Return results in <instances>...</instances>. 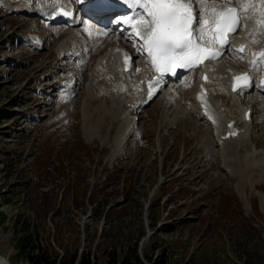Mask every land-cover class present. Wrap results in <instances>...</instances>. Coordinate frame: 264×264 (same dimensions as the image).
I'll list each match as a JSON object with an SVG mask.
<instances>
[{
  "label": "rangeland",
  "instance_id": "374dc122",
  "mask_svg": "<svg viewBox=\"0 0 264 264\" xmlns=\"http://www.w3.org/2000/svg\"><path fill=\"white\" fill-rule=\"evenodd\" d=\"M3 10L0 7V263L32 264V254L68 259L74 252H89L94 264H119L132 260L136 250L144 264H264V202L254 194L259 190L256 194L262 198L264 184L254 191L248 187L253 195L247 190L246 210L233 193L236 180L200 164L206 161L205 153L195 142L194 125L181 120L171 129L183 115H175L162 98L140 114V126L147 130L143 146L131 142L124 157L111 162V141L118 128L111 113H119L106 103L100 107L106 113L96 109L97 103L84 112L86 136L97 135V129L90 134V121L96 125L102 120L100 132L109 142L101 145L95 138L87 142L81 131L77 104L83 94L71 110V125L54 102L39 109L44 102L35 100L34 93L54 90L51 83L44 87L33 78L42 72L59 78L58 70L70 66L55 60L50 32ZM33 25L44 34L46 50L21 57L18 45ZM39 54L44 57L40 61ZM20 59L27 60L26 65ZM95 98L91 95L90 101ZM66 129L72 136L60 140L59 132ZM258 131L255 143L264 148ZM22 245L34 249L28 255Z\"/></svg>",
  "mask_w": 264,
  "mask_h": 264
},
{
  "label": "bare ground",
  "instance_id": "6f19581e",
  "mask_svg": "<svg viewBox=\"0 0 264 264\" xmlns=\"http://www.w3.org/2000/svg\"><path fill=\"white\" fill-rule=\"evenodd\" d=\"M35 1L36 3L40 2L42 4L48 5L51 8H53L50 4V1L52 0H19L16 6H12L8 3V7H9L8 9L16 15L29 14V13L32 14L33 13L32 5L33 2ZM61 1L63 3H69L70 0H61ZM213 3H215L217 7H220L221 4L223 5V7L226 6L221 2V0L220 1L209 0V4H213ZM251 3L255 5V8L254 9L249 8L246 12L243 13L248 17L249 25L254 24L253 22H257L264 19V4L261 3V0H251ZM197 10L199 12L200 11L203 12V6H201ZM26 16L29 17V15ZM89 26L90 25L88 23H85V26H83L85 31H87L86 27ZM52 28L55 32L54 33L55 35H59L62 31L65 30L61 27H52ZM249 28L251 29L249 32L250 33L249 36L248 37L245 36L247 29L244 30L243 33L244 35H242L241 37L236 36L235 38L236 44H239L240 42L243 41L248 42V44L257 43L253 41H260V40L264 41V27H260L259 25H256V27H249ZM198 29L201 32L203 30L202 25L199 24ZM141 31H143V29H141ZM81 33L82 31H80L79 29L68 31L67 38L63 40V42L58 46L57 49L60 53H66L68 51V48L72 47L74 50L71 54V57L74 54L78 53L83 47H88L90 49V54H89L90 63L88 62V65H86L85 67H81L82 61L79 60L75 62L77 68H80L83 72L87 73L86 82L84 86L85 96L82 97L83 100L81 102V114L83 118L84 112L87 111L89 113V111L91 110L90 105H94L95 103H97L96 109L98 110H101L100 107L103 108L102 105L106 103V107H108L109 109L116 110L119 113L120 118L116 115L114 116V113H111V115L113 116L112 122L118 121V118L122 120V125L117 133V136L111 142L115 147V149L112 151L113 154L111 153L110 156V159H113L115 158L116 155H119V153H121L124 144L127 141V137L130 132L129 130L132 125L131 121H126L128 120L130 113L126 108H123V105L128 104V102L129 103L133 102L132 97L138 96L139 92L141 91V86L139 84L136 85L134 84L135 82H138L142 78L146 79L147 65L145 64V62L143 63L141 61H138V59H135L133 62L134 64L133 71L130 72L129 74H125L123 73V70L121 69L119 63L121 58L122 57L124 58L126 56V54L124 53L125 50L131 52L128 47L126 46L124 47L123 45L124 42L125 43L127 42L126 39H123L122 41H117V43L120 44L117 47H115L114 41H105L104 45L105 44L107 45L111 44V45L109 47L107 46L106 48H104L101 47L102 46L101 44L103 42L100 41H92L91 44H86L83 38V33L82 35ZM111 35L113 37L115 35L114 32H111ZM135 35L137 34L135 33ZM37 40L39 39L33 36L31 37L32 43H34ZM130 48H132V50L136 49L135 45L133 47L130 46ZM262 50H264V48ZM258 51L259 50L257 51L254 50L253 55L257 54ZM93 58L95 60L93 62V65L91 66L92 64L91 61ZM239 64H241L240 68L246 67V70L250 68L249 65H246L244 63H239ZM261 65L264 68V58L260 60V65L258 67H260ZM198 72L207 74L209 77V81L207 83H201V81L197 79V83L195 84L196 88L194 92V97L196 99L198 106H201L203 103L209 104L211 100L214 99L213 97L214 93L219 94L218 100H216L215 103L216 105H218L219 117L214 118L215 120L214 123L216 124L215 132L218 134V136L220 132L222 133V130L227 129L228 127L230 128L239 127L244 130V132L241 133L239 137H237V139L233 141H220L218 140V138L216 137L215 138L221 149L220 157L222 159L221 163L223 164V170L227 173H231L235 175L236 178H238V183L235 186L238 190L241 200L245 202L246 199L245 188L249 187L252 188V190L254 191L260 183L262 182L264 183V148L259 147L258 144H256L253 141V135H252L254 133L253 121L248 124L243 123L241 118L242 115L241 112L244 111L241 108L242 105L236 103V101L235 104H233L232 100L234 99V97L228 98L230 94L228 93V87H225V82L229 81V79L233 75L238 73L239 69L234 68V66H232L230 62H228V60H226L216 63L215 65H211L209 67H204ZM255 72H257V70H255L254 68V71L251 72V74ZM71 74H70L71 78L76 77L75 72ZM175 85L176 86L174 88L172 87L169 93H171L172 98L175 96H178V98H180L181 93L185 94L186 90L183 87L178 86L177 82ZM202 86L205 89H202L203 95L200 97L199 89ZM69 93L68 91H63L60 95L61 100L66 99ZM91 95H95L96 98L90 101ZM250 95L252 97L255 96L256 98L261 96L260 87L258 86L256 90L252 89ZM45 96L48 97L52 95L51 94L48 95V93H46ZM104 96L107 97V99H105ZM85 101L86 102L90 101V103L86 108H85ZM111 106H113L114 108H111ZM101 111L106 113L105 110H101ZM105 116L109 118L107 115ZM261 116H263V121H264L263 113ZM101 123L102 120L98 121L96 125H92L90 121V124L87 126V128H89L90 130V134L94 133L95 130L97 129V135H94L92 137L86 136L84 131L85 128L83 126L84 129H82V132L84 133L87 142H90L92 139L95 138L101 142V145L102 144L105 145L106 143H108L107 137L103 136L102 133L100 132ZM229 124L231 125L229 126ZM250 128H252L253 131H250ZM260 130L264 132V126H261ZM250 132H252L251 137L247 139V135ZM193 136H195L196 144L200 147L205 146L207 151H209L208 154H210V152L215 151L213 149V145H212L213 143L211 140L212 136L210 131L204 130V133L201 134L199 131L196 132L194 130ZM158 144L160 150L162 147V143L160 145V141H159ZM159 152H162V149ZM213 154L215 155L216 152H213ZM257 175L260 176L257 177ZM254 176L256 177L254 178ZM257 192L258 191L254 192L256 196H257L256 194ZM242 194L243 197L241 196ZM259 200H261L260 202H264V196H262V198L260 197ZM144 240L146 241V238H144L141 241L142 246ZM0 264H3V262Z\"/></svg>",
  "mask_w": 264,
  "mask_h": 264
},
{
  "label": "snow or ice",
  "instance_id": "6c2138e0",
  "mask_svg": "<svg viewBox=\"0 0 264 264\" xmlns=\"http://www.w3.org/2000/svg\"><path fill=\"white\" fill-rule=\"evenodd\" d=\"M235 7L224 8L221 4L217 7L215 3L209 4V0H131L133 6L145 10L144 16L139 19L128 18L124 22L136 29V34L143 39L148 55L152 58L153 65L157 61L163 63V70H169L177 60L181 67L198 66L192 63V56L207 49L209 43L227 44L224 37L225 29L228 32H236L247 27H264V19L248 24V17L243 13L249 8H255L251 0H226ZM264 4V0H261ZM203 6L204 19H200V12L197 10ZM211 14L212 19H207ZM146 17V18H145ZM199 23L204 31L200 32L195 27ZM143 29V31H141ZM207 33H211L206 43ZM258 42V41H253ZM244 50V46L241 47ZM264 57V52L259 54ZM216 53L211 52L205 59H215ZM202 62V61H201ZM256 61H253L255 64ZM235 79L247 81V75ZM246 86V83L239 85Z\"/></svg>",
  "mask_w": 264,
  "mask_h": 264
},
{
  "label": "trees",
  "instance_id": "16d2710c",
  "mask_svg": "<svg viewBox=\"0 0 264 264\" xmlns=\"http://www.w3.org/2000/svg\"><path fill=\"white\" fill-rule=\"evenodd\" d=\"M7 201H11V199L4 200L6 203ZM27 243V242H26ZM32 243V240L30 241ZM23 251L32 252L34 249V245H22ZM111 259V258H110ZM28 260L32 264H94L92 261L91 254L89 252L81 253L80 255L74 252L68 259H58L56 256L52 258H47L43 254L35 255L32 254L28 257ZM109 264H117L115 262H109ZM119 264H144L143 261L138 257L136 250L134 251V258L132 260L123 259ZM152 264H163V260H153Z\"/></svg>",
  "mask_w": 264,
  "mask_h": 264
}]
</instances>
